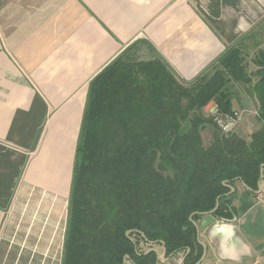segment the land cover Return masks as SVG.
Here are the masks:
<instances>
[{
	"label": "crops",
	"instance_id": "0c3cea01",
	"mask_svg": "<svg viewBox=\"0 0 264 264\" xmlns=\"http://www.w3.org/2000/svg\"><path fill=\"white\" fill-rule=\"evenodd\" d=\"M258 39L264 46V0H0V264H60L88 85L105 66L123 53L160 58L189 82ZM260 194L264 169L252 206L199 231L200 264H264ZM220 223L235 226L239 262L209 237Z\"/></svg>",
	"mask_w": 264,
	"mask_h": 264
},
{
	"label": "trees",
	"instance_id": "16d2710c",
	"mask_svg": "<svg viewBox=\"0 0 264 264\" xmlns=\"http://www.w3.org/2000/svg\"><path fill=\"white\" fill-rule=\"evenodd\" d=\"M237 48L209 66L223 69L203 83L209 69L183 82L160 58L129 61L124 53L90 81L60 264H123L126 256L156 264L148 250L161 243L166 258L183 252L184 264H195L203 247L194 222L216 205L213 217L225 221L252 206L264 165V51L255 57L260 69L247 73ZM253 75L259 128L249 139L220 131L202 107L213 101L218 113H233L229 85L250 84ZM207 125L213 136L205 146ZM237 181L246 185L240 197L224 184Z\"/></svg>",
	"mask_w": 264,
	"mask_h": 264
},
{
	"label": "rangeland",
	"instance_id": "374dc122",
	"mask_svg": "<svg viewBox=\"0 0 264 264\" xmlns=\"http://www.w3.org/2000/svg\"><path fill=\"white\" fill-rule=\"evenodd\" d=\"M262 45H263L262 41L258 39L257 47L251 53L244 51L243 50L244 48L243 49L241 47L237 48V50L240 52V55L245 60L244 68L247 71V73L255 72L257 69H260V66L256 64L255 62V57L258 51L260 50L264 51V46ZM123 59H127L129 61H136V60L149 61V60L143 59V57L141 56L134 55V54L128 55L126 53H124ZM213 66L211 69H209L208 72L202 75L201 83H203L205 80L206 81L209 80L216 70L218 71V70L223 69L220 63H215ZM257 80H258V76L253 75L252 82L250 84H247L241 81L232 80L231 84L229 85L233 108L240 117L237 123L233 125L232 130L228 131L229 133H236L242 137L249 139L250 134L259 128L260 123L258 122V102H257L256 96L252 92V86L255 84ZM201 111L203 115L207 118H212L215 113H218L217 108L213 101H210L205 106H203ZM201 136L203 139V144L205 146L208 145L213 136L212 125L211 126L207 125L204 128V130L201 131ZM256 200L258 201V195H257ZM59 217H60V222L58 223V226L61 227L63 225V217H66V220H67V211H65V209H62L59 214ZM147 247L148 245L141 246L143 250L147 249ZM152 247L156 248L158 252H160V246L153 245ZM55 249L57 251L58 247H55ZM177 256L184 257L185 255L183 252H180ZM160 262H161L160 264H163V261L160 260Z\"/></svg>",
	"mask_w": 264,
	"mask_h": 264
},
{
	"label": "clouds",
	"instance_id": "9594fccd",
	"mask_svg": "<svg viewBox=\"0 0 264 264\" xmlns=\"http://www.w3.org/2000/svg\"><path fill=\"white\" fill-rule=\"evenodd\" d=\"M226 231L230 233V240L227 244L224 241ZM235 232V226L227 223H220L211 230L209 237L212 239L220 238L221 252L224 253L225 258L239 262L240 255L237 254V249L240 247V241L236 237ZM242 250L245 253L248 251L247 248Z\"/></svg>",
	"mask_w": 264,
	"mask_h": 264
},
{
	"label": "built area",
	"instance_id": "2783aa9c",
	"mask_svg": "<svg viewBox=\"0 0 264 264\" xmlns=\"http://www.w3.org/2000/svg\"><path fill=\"white\" fill-rule=\"evenodd\" d=\"M214 122L220 131L224 133H229L228 131L232 130L233 125L239 120V115L235 112L233 113H215ZM258 201L264 204V194L258 195ZM179 253L171 255L166 260L159 256L157 264H160V260L163 261V264H184L183 256H177ZM175 256V257H174Z\"/></svg>",
	"mask_w": 264,
	"mask_h": 264
},
{
	"label": "water",
	"instance_id": "95a60500",
	"mask_svg": "<svg viewBox=\"0 0 264 264\" xmlns=\"http://www.w3.org/2000/svg\"><path fill=\"white\" fill-rule=\"evenodd\" d=\"M263 169H264V165L261 166V175H260V177L262 176ZM224 184L227 185V186H229V189H230L229 193H233V192L235 191V187L228 185L227 182H224ZM242 184L244 185V187H246V185H245L243 182H242ZM258 186H259V183H258ZM258 192H259V191H258ZM216 208H217V205H216V207H215L212 211H210L209 213L205 214L204 217H203V219L201 220V223H200V224L194 222V225L196 226V228H197V232H198L197 240H198V242H199V243L202 245V247H203L202 255H201L200 259H199L195 264H200V263L202 262V260L204 259L205 255H206V252H207V248H206V246H205L203 243H201L200 240H199V231L202 230V229H204V228H206L207 226H209V225L215 220V218L213 217L212 213H213V211H214ZM142 235H143V234H142ZM161 245H162L161 247H162V250H163V251H162V254H159L158 250L155 249V248H152V249H149V250H148V251L152 250V251L157 252V254H158V255H157V256H158V257H157V262H158L159 256H160L161 258L165 259V260L168 258V257H167V258L165 257V248H164L163 243H161ZM148 251H147V252H148ZM169 257H170V256H169ZM127 260H129V257H128V256L125 257L123 264H125V262H126ZM184 260H185V256L183 257V262H184ZM129 261H130V260H129ZM156 264H157V263H156Z\"/></svg>",
	"mask_w": 264,
	"mask_h": 264
}]
</instances>
